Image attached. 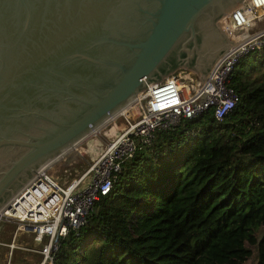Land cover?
<instances>
[{
    "label": "water",
    "instance_id": "water-1",
    "mask_svg": "<svg viewBox=\"0 0 264 264\" xmlns=\"http://www.w3.org/2000/svg\"><path fill=\"white\" fill-rule=\"evenodd\" d=\"M242 1L0 0V211L148 83L207 80Z\"/></svg>",
    "mask_w": 264,
    "mask_h": 264
},
{
    "label": "trees",
    "instance_id": "trees-1",
    "mask_svg": "<svg viewBox=\"0 0 264 264\" xmlns=\"http://www.w3.org/2000/svg\"><path fill=\"white\" fill-rule=\"evenodd\" d=\"M263 67L264 46L242 58L222 121L210 108L157 130L53 264H264Z\"/></svg>",
    "mask_w": 264,
    "mask_h": 264
},
{
    "label": "built area",
    "instance_id": "built-area-1",
    "mask_svg": "<svg viewBox=\"0 0 264 264\" xmlns=\"http://www.w3.org/2000/svg\"><path fill=\"white\" fill-rule=\"evenodd\" d=\"M224 29L233 39L231 49L213 66L205 81L180 69L151 82L113 121L123 127L94 163L77 177L63 181L53 164L42 168L0 211V221L17 224L7 264L14 249L25 250L35 264H53L55 253L70 229L82 226L101 196L111 192L123 164L142 147H149L157 130L171 129L213 108L222 121L240 101L230 85L242 58L264 46V0H243L224 17ZM27 243H21L24 239Z\"/></svg>",
    "mask_w": 264,
    "mask_h": 264
},
{
    "label": "rangeland",
    "instance_id": "rangeland-1",
    "mask_svg": "<svg viewBox=\"0 0 264 264\" xmlns=\"http://www.w3.org/2000/svg\"><path fill=\"white\" fill-rule=\"evenodd\" d=\"M257 74L258 71H254V75ZM116 123L117 125L114 124V122H109L102 126L99 130L95 131V133H91L87 139H84L81 143L75 146L74 149L66 152L62 157L54 161L52 163L53 172L59 177L61 176L60 178H62L63 181H69L85 171L92 163V158L97 156L101 150H103L107 143V139H113L117 131H119L124 125L122 118H118ZM16 228L17 224L3 223V221H0V264H7L8 262L10 248L7 244L12 242ZM21 243H27V239L25 238ZM32 256V253H28L25 250L14 249L11 264H35L36 258ZM255 260L256 255L254 254L246 264H254Z\"/></svg>",
    "mask_w": 264,
    "mask_h": 264
},
{
    "label": "bare ground",
    "instance_id": "bare-ground-1",
    "mask_svg": "<svg viewBox=\"0 0 264 264\" xmlns=\"http://www.w3.org/2000/svg\"><path fill=\"white\" fill-rule=\"evenodd\" d=\"M224 17H225V16L223 15V16L221 17V19L219 20V23H220V25H221V27H222L223 29H224V21H225V20H224V19H225ZM113 126H114V125H113ZM112 129H113V128H112ZM111 131H112V130H111ZM115 132H116V131H115ZM93 133H95V131H93L92 134H93ZM109 134H110V133H109ZM86 139H87V138H86ZM81 142H82V141H81ZM81 142H80V143H81ZM78 144H79V143H78ZM78 144H77V145H78ZM91 144H92V143H91ZM77 145H76V146H77ZM90 146H92V145H90ZM93 148H94V147H93ZM105 148H106V145H105V147L103 148V150H104ZM91 149H92V147H91ZM103 150H101V152H100L97 156H95V157L92 158V160H91L92 163H94V162L97 160V158L99 157V155L102 153ZM61 157H62V156H61Z\"/></svg>",
    "mask_w": 264,
    "mask_h": 264
}]
</instances>
